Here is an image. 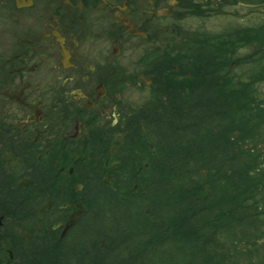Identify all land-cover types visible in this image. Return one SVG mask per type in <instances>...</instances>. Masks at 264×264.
Instances as JSON below:
<instances>
[{
  "label": "flooded vegetation",
  "instance_id": "obj_1",
  "mask_svg": "<svg viewBox=\"0 0 264 264\" xmlns=\"http://www.w3.org/2000/svg\"><path fill=\"white\" fill-rule=\"evenodd\" d=\"M249 89L264 103V0H0V264H264ZM184 127L222 139L176 208L164 155Z\"/></svg>",
  "mask_w": 264,
  "mask_h": 264
},
{
  "label": "trees",
  "instance_id": "obj_2",
  "mask_svg": "<svg viewBox=\"0 0 264 264\" xmlns=\"http://www.w3.org/2000/svg\"><path fill=\"white\" fill-rule=\"evenodd\" d=\"M247 112H253V111H260L264 112V107L262 106L264 103H261L257 100H255L253 97L254 95L251 94V91L249 89L248 95H247ZM235 118L232 119V128L231 132H233L236 129H240L241 127V121L242 119L238 120V124L234 123ZM237 125V126H235ZM259 130L261 129L260 126H258ZM191 127H184L183 129L176 130L175 128L168 130L167 133V143L168 148L165 151L164 158L167 160L166 162V171L164 175L167 177V184L169 186V196L168 200L171 201V203H174V206L176 208H185V207H191L192 206V197H186L188 194V191L182 186L183 181L185 185H189L190 182H188L187 178L189 177H196L199 178V184H204L205 180L207 179L206 176H209L212 174L211 169L213 168V164L210 162V156L214 151L210 149L207 145L212 142H219L222 138L217 136L216 134H213L211 132L207 133V131L203 128L194 132L191 130ZM195 136H197L199 139H197ZM231 142H238L240 140V135H235V133L230 134ZM196 144H203L199 147L195 146ZM160 151H158V159H161ZM218 163V162H217ZM215 163L216 169H219L222 167V164ZM153 165H157L160 168L159 162L157 164L153 163ZM250 166L249 168H251ZM206 173L204 174V170ZM245 175H250V173L244 172ZM158 175H161V172L158 173ZM221 176L224 177L225 173H221ZM227 176V174H226ZM187 181V182H186ZM207 185H212L213 183H207ZM237 184L233 182V186H236ZM208 193L207 190L203 191L202 187L200 188V195L205 196L202 194ZM237 201V199H233V204ZM178 202V203H177ZM199 205L202 206H208L209 201L202 199H199ZM184 221H186V214L184 211L182 212ZM200 217H207L206 212L201 211ZM111 228L110 232H115L116 234L119 232V238L123 241H127L130 239L129 236V226L128 222H124L123 224H120L119 222H116L114 219L110 222ZM191 229V228H190ZM106 238H109L105 236ZM186 237V235H185ZM87 238H98V236H88ZM169 248H174L170 247ZM184 248H187L186 246ZM80 247L79 246H72L70 253L72 255H78L80 254ZM191 249V248H189ZM56 254H59V251L56 249ZM64 254V252H61ZM60 253V254H61ZM67 253V252H65Z\"/></svg>",
  "mask_w": 264,
  "mask_h": 264
},
{
  "label": "rangeland",
  "instance_id": "obj_3",
  "mask_svg": "<svg viewBox=\"0 0 264 264\" xmlns=\"http://www.w3.org/2000/svg\"><path fill=\"white\" fill-rule=\"evenodd\" d=\"M264 138V137H263ZM216 192L217 193H219V191L216 189ZM221 208H223V207H221ZM120 210H122L121 208H120ZM99 224V223H98ZM99 225H101V224H99ZM94 232L96 233L97 232V230H94ZM88 236H89V234H88Z\"/></svg>",
  "mask_w": 264,
  "mask_h": 264
}]
</instances>
